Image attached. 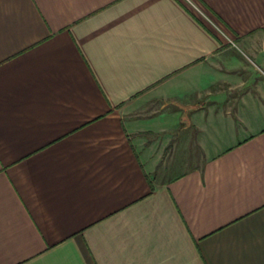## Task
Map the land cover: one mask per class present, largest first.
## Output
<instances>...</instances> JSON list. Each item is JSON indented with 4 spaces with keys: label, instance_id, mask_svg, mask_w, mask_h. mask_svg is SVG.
Masks as SVG:
<instances>
[{
    "label": "crops",
    "instance_id": "obj_1",
    "mask_svg": "<svg viewBox=\"0 0 264 264\" xmlns=\"http://www.w3.org/2000/svg\"><path fill=\"white\" fill-rule=\"evenodd\" d=\"M0 264H264V0H0Z\"/></svg>",
    "mask_w": 264,
    "mask_h": 264
}]
</instances>
